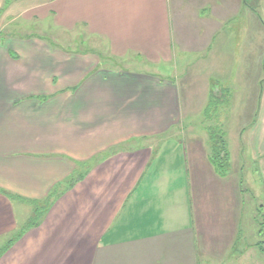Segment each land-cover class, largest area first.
I'll use <instances>...</instances> for the list:
<instances>
[{
	"label": "crops",
	"instance_id": "crops-1",
	"mask_svg": "<svg viewBox=\"0 0 264 264\" xmlns=\"http://www.w3.org/2000/svg\"><path fill=\"white\" fill-rule=\"evenodd\" d=\"M263 1L0 0V32L28 23L74 46L0 39V264H199L234 252L240 180L264 200ZM193 63L201 112L219 98L215 113L233 106L243 120L224 203L194 185L221 183L201 149L209 128L186 138L174 79L142 72ZM14 205L29 211L18 218Z\"/></svg>",
	"mask_w": 264,
	"mask_h": 264
},
{
	"label": "rangeland",
	"instance_id": "rangeland-1",
	"mask_svg": "<svg viewBox=\"0 0 264 264\" xmlns=\"http://www.w3.org/2000/svg\"><path fill=\"white\" fill-rule=\"evenodd\" d=\"M264 2V1H263ZM19 25V24H18ZM23 28L19 27L16 29V32H14L15 28L14 26L8 32H0V39L3 38V36L6 33H11L12 35H15L16 37H22V36H28L33 35L34 37L42 36L41 41L44 42L46 46H48L51 49H57L62 51H69L74 48L72 46V40L70 37H68V34L66 35V32L59 31H53V32H45L44 34H40L39 32L33 30H26V27H29L28 23H23ZM33 25V24H31ZM11 27V25H9ZM1 29V28H0ZM35 39V38H34ZM78 40V38H76ZM77 51H84L87 50L85 47V44L83 43V40L77 42ZM90 47H88L89 49ZM104 49V48H101ZM103 59L106 58V52H103L102 54ZM130 62H117L112 61L107 58L105 66L113 67V69H117L120 71H137V70H131ZM197 65L196 63H193L190 67L191 71H174L172 70L171 66H166L164 69H156V70H150V71H142L143 73H155L159 76H172L173 81L177 85V93L179 94L183 114H184V125H186V132L185 136L188 138L189 133L192 132H199L200 128L208 127V131L213 133L215 137H219L224 142V150L226 151V162L227 166H221L220 170L222 172H226V176L230 177L233 174V171H235V166L240 162L238 160V136L236 133V130L238 129V125L241 124V121L236 118V110L233 106L231 107H225L215 113L213 110L214 104H216L219 100V98H210V104L211 106L209 108H206L203 113L201 112V108H205L206 104L202 102L205 98H202V91H201V82L202 80L198 78V72H196ZM50 68L48 66L44 67V70H49ZM137 69V68H134ZM112 71V70H110ZM43 71H39V76L42 74ZM9 73L12 74L11 71ZM49 73V72H46ZM167 80L169 78H166ZM170 80V79H169ZM203 87V86H202ZM63 93L67 96L72 95V92L70 89L64 90ZM57 95L52 96L51 98L55 97ZM68 97V98H70ZM23 98V97H19ZM222 99H228V98H222ZM217 101V102H216ZM223 101V100H222ZM234 102V101H233ZM235 110V111H234ZM203 121L205 123L203 124ZM192 124V125H191ZM192 134H190L191 136ZM208 136H210L208 134ZM208 138V137H207ZM203 142H205L203 140ZM206 144H202L201 149H205L208 156L212 154L211 149V141L209 139ZM219 170V171H220ZM246 170V168L244 169ZM240 173V172H239ZM227 179V178H226ZM218 181H221L220 184H215V188L211 190V188L205 184L202 186V184L195 183V187L197 190V193L202 192H216L219 194L221 203H224L227 201V197L225 193H228L227 191H230V188H226V184L224 183L225 179H222V177L219 176ZM230 182V181H229ZM243 188L247 189L246 182L243 183ZM192 189V187H191ZM222 205V204H221ZM21 206V207H20ZM44 205L40 204V206L37 208V212L40 213V209H42ZM16 208L15 211L17 212L18 218L22 215V211L25 212V210H28V208L24 207L23 205H14ZM41 207V208H40ZM222 207V206H221ZM263 208V209H262ZM193 209V208H192ZM262 209V210H260ZM20 210V211H19ZM27 211V212H28ZM36 213V215L38 214ZM28 216V214H27ZM17 218V219H18ZM19 221V220H18ZM36 217L31 220L30 223L35 222ZM20 222V221H19ZM223 226H225V229L229 228V223L233 226H236V247L233 248L234 252H232L231 246H228L226 248H220L219 255H216L215 253L214 258L213 256L209 255L206 257H202L199 259V264H264V252L261 251V249L257 246L258 243H261V247L264 248V200L260 197L259 191L255 190L248 186L247 191L242 192L241 197V211L239 212V215H237L235 218L232 219V221H221ZM260 232V233H259ZM0 249L2 251V247L0 246ZM218 257V258H215Z\"/></svg>",
	"mask_w": 264,
	"mask_h": 264
},
{
	"label": "trees",
	"instance_id": "trees-1",
	"mask_svg": "<svg viewBox=\"0 0 264 264\" xmlns=\"http://www.w3.org/2000/svg\"><path fill=\"white\" fill-rule=\"evenodd\" d=\"M217 101H216L217 103L214 104V106H212V107H216V105H218V104L221 103L220 99L217 100ZM210 103L211 102H209L208 108L211 106ZM209 135H210L209 136V139H210V141L212 143L211 144L212 154L209 156V160H210L213 168L215 169V171L218 173V175L221 176V177H225L226 172L224 173V172H222L220 170V167L221 166H224V167L227 166V162H226V159H227L226 156H227V154H226V151L224 150V142L219 137H217V136L215 137V135H213V133L211 132V130L209 132ZM239 189H240L241 192L247 191V190H245L243 188V182H242V180H240V182H239ZM262 209H260V210H262ZM39 214L40 213H38L36 215V217H39ZM261 245H262L261 243H258L257 244V246L261 249V251L264 252V248H262Z\"/></svg>",
	"mask_w": 264,
	"mask_h": 264
}]
</instances>
